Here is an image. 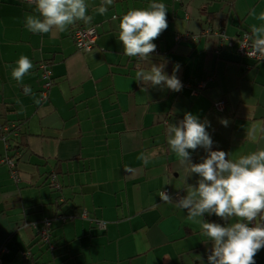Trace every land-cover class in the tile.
I'll return each mask as SVG.
<instances>
[{
	"label": "crops",
	"instance_id": "crops-1",
	"mask_svg": "<svg viewBox=\"0 0 264 264\" xmlns=\"http://www.w3.org/2000/svg\"><path fill=\"white\" fill-rule=\"evenodd\" d=\"M152 3L167 8L168 27L153 41L157 53L147 61L129 57L119 40L120 18ZM85 4L90 23L33 33L25 16L37 14L36 6L0 0V158L13 156L1 140L3 127L20 124L23 144L18 183L0 165V248L6 250L1 264H209L213 242L202 226L187 218L189 210L178 208L179 202L165 203L158 195L168 190L185 198L200 179L191 165L202 162L207 152L200 146L188 150L190 162L182 164L169 148L166 129L191 112L210 123V150L228 153L226 159L264 150V61L240 59L227 50L216 53V39L205 34L217 30L228 37L264 38V20L259 19L264 0ZM101 5L108 8L104 15L97 11ZM78 25L97 32L90 52L76 51L71 34ZM21 56L33 68L19 82L12 68ZM45 61L53 85L42 102L37 67ZM160 63L169 75L178 63L177 76L190 89L173 92L136 79L138 72ZM201 82L204 90L197 88ZM220 100L227 104L224 114L213 110ZM7 140L12 141L10 135ZM50 173L60 185L57 193L49 190ZM83 211L104 222L105 229L82 220ZM45 219L51 222L49 252L38 245L45 244L39 235ZM198 219L225 220L214 213ZM237 219L228 218L226 226ZM256 223L264 224V213L249 226ZM254 260L264 264V248Z\"/></svg>",
	"mask_w": 264,
	"mask_h": 264
},
{
	"label": "clouds",
	"instance_id": "clouds-1",
	"mask_svg": "<svg viewBox=\"0 0 264 264\" xmlns=\"http://www.w3.org/2000/svg\"><path fill=\"white\" fill-rule=\"evenodd\" d=\"M35 3L37 14H26V27L33 33H50L64 31L76 21L90 23L92 16L86 15L88 8L85 0H28ZM112 5L113 0H105ZM151 10L131 9L120 18L119 40L124 47V54L129 57H140L147 61L157 45L153 42L168 23L167 8L163 3H152ZM100 15L108 12L101 5L97 9ZM115 20L116 17L113 16ZM259 19L264 20V13ZM255 31V29H254ZM253 54L264 56V38H259L253 45ZM12 68V76L22 82L25 74L33 68L27 56H21ZM166 64H153L148 72H138L136 79L144 84L151 82L153 87L168 89L173 92L182 90V81L177 73L180 65L173 66L172 74L166 71ZM25 92L31 89L25 87ZM222 123L227 126V120ZM210 126L207 120L201 122L191 112H186L183 120L167 126V142L171 151L176 153L182 164L190 162L191 153L198 146L203 147L207 155L202 162L192 164L191 172L198 174V186L179 201L180 209H188L189 220L202 226L204 233L213 242L209 264H255L254 257L264 248V224L249 226L258 216L264 213V150L241 156L233 161L226 159L228 153L222 150L211 151L213 140L206 131ZM145 165L147 158L141 157ZM162 201L170 203L169 195L161 191L158 194ZM204 213L215 214L227 220L238 218L230 226H221L216 222H204L200 219Z\"/></svg>",
	"mask_w": 264,
	"mask_h": 264
},
{
	"label": "built area",
	"instance_id": "built-area-1",
	"mask_svg": "<svg viewBox=\"0 0 264 264\" xmlns=\"http://www.w3.org/2000/svg\"><path fill=\"white\" fill-rule=\"evenodd\" d=\"M21 1L23 3L29 4L28 0H21ZM33 5H35V3H33ZM205 34L210 38L216 39L217 52L222 51L225 48L232 49L235 47V53L241 58H246L254 61H264V56H261L259 54H253V45L255 44V42L250 40V36L248 34H245L240 39H238L235 44L236 46L233 45L234 44L233 41H231L224 33L218 32L217 30L214 31L208 30L207 32H205ZM96 37H97L96 31L94 28H85L82 26H78L74 29L72 33V39L74 41V45L79 52L91 51L95 45ZM37 70L40 73V78L42 80L40 99L42 102H45L48 99L49 91L53 85L50 62L46 61L40 63L37 67ZM183 86L187 89H190L188 84L187 85L184 84ZM226 109H227V104L223 100L217 101L213 104V110L218 114H224ZM19 134H20V128L18 126H14V127L5 126L2 128L1 140L3 141L6 149H8L10 146L7 140L8 136L10 135L12 140H18ZM0 165H5L8 168L10 177L14 182L16 183L19 182L20 176L16 170V163L14 159L5 155L3 158H0ZM49 185L50 188L53 189L54 191L60 190V185L58 184L57 179L54 175H51L49 179ZM163 191L169 195L171 201H175V202L180 201L179 195L171 194L168 190H163ZM80 218L82 220H87L90 223H93L97 230H104L106 227V224L102 221L89 219L88 213L86 211L82 212ZM58 219H60L63 222L66 221V219L64 218H58ZM219 223L222 226L227 225L225 220H221L219 221ZM39 235L43 243L50 245L51 222L49 219L44 220L43 225L39 230ZM5 251L6 250L4 248H0V256ZM23 256L26 258L27 254H23ZM0 264H1V258H0Z\"/></svg>",
	"mask_w": 264,
	"mask_h": 264
},
{
	"label": "trees",
	"instance_id": "trees-1",
	"mask_svg": "<svg viewBox=\"0 0 264 264\" xmlns=\"http://www.w3.org/2000/svg\"><path fill=\"white\" fill-rule=\"evenodd\" d=\"M176 1H180V0H176ZM209 23H212V22H209ZM212 24H210V26H211ZM81 26V25H80ZM223 24L221 25V23H219V28L221 29V30H223ZM250 36V35H249ZM250 40L251 41H254V40H252V38H251V36H250ZM73 41V40H72ZM181 43V42H180ZM94 49V48H93ZM92 49V50H93ZM91 50V51H92ZM77 51V50H76ZM228 51V50H227ZM229 52H231V51H229ZM157 52H155L154 54H156ZM220 53V52H219ZM235 54V53H234ZM236 55V54H235ZM237 56V55H236ZM240 59H245V58H240ZM245 60H249V59H245ZM250 61H252V62H256V63H258V62H263V61H254V60H250ZM46 62V61H45ZM19 126H21L20 124L18 125V127ZM20 128V127H19ZM21 130H20V134H19V138H18V140H12V141H8V143L10 144V146H9V148L7 149L9 152H12L13 153V156L11 157L12 159H14L15 160V163H16V170H17V172H18V174H19V176H20V171H19V159H20V157H21V155H20V153H19V150L20 149H22V147H23V144H22V142H19V140H20V138H21ZM16 143V145H14V146H11V143ZM17 142H19V143H17ZM21 151V150H20ZM51 175H54L53 173H50L49 175H48V178L47 179H50V177H51ZM55 176V175H54ZM56 177V176H55ZM19 178H21V177H19ZM49 187H50V185H49Z\"/></svg>",
	"mask_w": 264,
	"mask_h": 264
},
{
	"label": "bare ground",
	"instance_id": "bare-ground-1",
	"mask_svg": "<svg viewBox=\"0 0 264 264\" xmlns=\"http://www.w3.org/2000/svg\"><path fill=\"white\" fill-rule=\"evenodd\" d=\"M78 26H80V25H78ZM78 26H75L74 28H73V30H72V33H73V31H74V29L76 28V27H78ZM82 27H84L83 25H81ZM85 28H88V27H85ZM90 28H93V27H90ZM95 29V28H94ZM96 31V30H95ZM246 34V33H245ZM245 34H242L241 36H238V37H228L231 41H233V45H235L236 44V42H237V40L238 39H240L243 35H245ZM249 35V34H248ZM96 42H97V38H98V35H97V32H96ZM71 38H72V34H71ZM181 39V37H178L177 36V41H179ZM73 40V39H72ZM96 42H95V45H94V47L93 48H95V46H96ZM253 42H256V41H253ZM73 44H74V41H73ZM75 46V45H74ZM236 46V45H235ZM76 48V47H75ZM92 48V49H93ZM77 50V49H76ZM224 50H228V51H231V52H233V53H235V47L234 48H232V49H229V48H225V49H223L222 51H224ZM78 51V50H77ZM79 52V51H78ZM90 52V51H89ZM215 52L216 53H219V52H221V51H219V52H217V48H216V50H215ZM80 53H87V52H80ZM236 54V53H235ZM237 55V54H236ZM238 56V55H237ZM239 57V56H238ZM239 58H241V57H239ZM246 59V58H245ZM250 60V59H249ZM41 63H43V62H41ZM199 86H202V87H199ZM205 86H206V84H205V82H201V83H199L198 84V86H197V88L199 89V90H204L205 89ZM193 94H196V91H193Z\"/></svg>",
	"mask_w": 264,
	"mask_h": 264
},
{
	"label": "rangeland",
	"instance_id": "rangeland-1",
	"mask_svg": "<svg viewBox=\"0 0 264 264\" xmlns=\"http://www.w3.org/2000/svg\"><path fill=\"white\" fill-rule=\"evenodd\" d=\"M147 10H151L149 7L147 8ZM51 192L53 191L54 193H57V192H55L53 189H49ZM56 195V194H55ZM38 245H40V247H42V248H44L47 252H49V249H48V247L50 248L51 246H52V244H50V245H45V244H40V243H38ZM48 246V247H47Z\"/></svg>",
	"mask_w": 264,
	"mask_h": 264
}]
</instances>
